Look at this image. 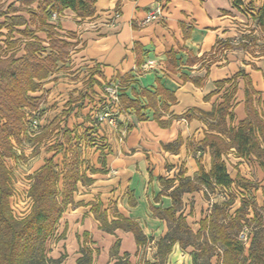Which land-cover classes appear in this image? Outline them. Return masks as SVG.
Wrapping results in <instances>:
<instances>
[{"label":"clouds","instance_id":"obj_1","mask_svg":"<svg viewBox=\"0 0 264 264\" xmlns=\"http://www.w3.org/2000/svg\"><path fill=\"white\" fill-rule=\"evenodd\" d=\"M0 264H264V0H0Z\"/></svg>","mask_w":264,"mask_h":264}]
</instances>
